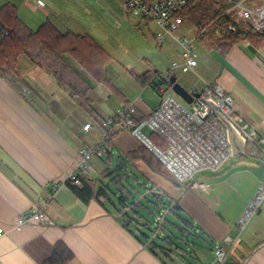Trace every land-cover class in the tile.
I'll use <instances>...</instances> for the list:
<instances>
[{
	"label": "crops",
	"instance_id": "obj_1",
	"mask_svg": "<svg viewBox=\"0 0 264 264\" xmlns=\"http://www.w3.org/2000/svg\"><path fill=\"white\" fill-rule=\"evenodd\" d=\"M44 1V6L35 2L32 8L27 0L21 4L17 1L18 15L34 29L49 20L62 31L88 33L110 51L98 35H105L106 30L111 32L105 22L111 25L112 19L119 17L113 10H118V0ZM251 2L264 4V0ZM137 19L140 25L142 22L148 28L153 26ZM241 23L248 25L244 21L237 24ZM157 31L156 26L155 31L151 30L157 46L163 50L167 43L168 48L178 51H175L174 59L181 60L174 40L167 38L166 43L158 42ZM197 43L200 55H206L209 65L215 60L223 64L222 70L215 68L212 81H218L234 96L238 111L264 134V40L246 39L223 53L208 49L201 40L195 45ZM69 58L91 85L85 101L61 84L30 53L18 55L13 80L0 72V227L7 232L0 235V264H45L58 241H63L74 253L66 264H181L180 261L193 264L184 255L175 262L161 260L136 236L132 223L124 225L119 211L121 206L115 204V200L107 203L106 197L99 196V199L86 202L66 183V174L79 156L80 147L96 142L103 119L121 102H134L138 117H145L159 105L160 95L155 96L148 86L155 89L151 80L155 74L160 76L163 70L147 56L143 57L147 66L143 71L141 68L136 71L128 61L124 67L136 80L132 85L139 83V87L133 85L135 89L132 90L130 86L109 82L107 75L104 81L97 80L75 59ZM110 59L111 53L106 62ZM200 64L199 56L196 71ZM107 70L106 64L104 73L107 74ZM140 84H143L141 92ZM22 87L29 90L27 96ZM101 99L105 101L101 102ZM86 123H91L89 129H84ZM141 146L130 131L116 130L107 143L110 154L101 157L107 160L109 167L116 160V170L127 169L132 166L127 155ZM135 163L149 181L158 176L182 186L167 171L161 174L142 159ZM226 163L216 172L198 175L200 180L209 183L208 191L195 189L189 182L182 186L183 192L179 196L171 197L162 190L163 193H157V199L164 201L162 197L165 196L169 199L167 204L161 202L165 207L172 204V207L181 208L190 219L189 228L209 237L207 245H200L199 254H192L201 264L211 260L214 247L220 243L228 251L225 264H264V204L241 233L237 227V218L263 177L264 167L249 149L238 155L227 170ZM93 165L87 176L96 180ZM99 178L98 186L101 185ZM230 189L241 196L238 201H233L232 209V202L223 201ZM34 205L44 208L45 219L17 227L15 223L20 213ZM226 236L234 237L236 241L226 243Z\"/></svg>",
	"mask_w": 264,
	"mask_h": 264
},
{
	"label": "built area",
	"instance_id": "obj_2",
	"mask_svg": "<svg viewBox=\"0 0 264 264\" xmlns=\"http://www.w3.org/2000/svg\"><path fill=\"white\" fill-rule=\"evenodd\" d=\"M120 1L128 13L158 28V42L163 43L167 38H173L180 48L181 60L173 61L165 70L164 76L155 74L152 78L151 83L160 95V103L151 113L137 119L135 103L123 101L103 119L101 133L96 142L91 146L80 147L79 156L66 174V183L81 186L83 178L91 169L90 160L94 156L105 154L111 134L116 130H128L153 154L176 182L182 185L191 182L193 188L208 191L209 183L200 180L198 175L207 171H218L233 157L227 130L216 116V111L234 124L244 139L245 149L249 146L250 154L258 156L260 164L264 167V134L238 111L232 94L218 81L204 80L202 88L194 85L188 89L191 94L200 93V96H194L192 102H188L173 89V69L179 68L183 72L199 75L196 71L198 57L195 43L208 33L215 21L195 24L196 32L193 34H178L177 31L185 21L181 11L189 0ZM213 1L219 5L222 14H232L235 23L244 21L255 31L264 29L263 3L251 0ZM38 5L44 6L45 1L38 0ZM230 27L234 29L233 25ZM215 33L219 38L225 35L219 27L215 28ZM8 34L9 28L0 21V44ZM16 83L21 87L18 80ZM22 89L27 96L29 90L25 87ZM205 99L214 103L211 111L208 110ZM90 125L91 123H86L84 129H89ZM145 128L150 130L149 134L144 131ZM151 135L157 136V141L153 140ZM263 200L264 175L237 218L240 233L252 217L260 212ZM45 217L44 208L34 205L20 213L15 225L19 227L33 220L43 221ZM5 233V229L0 227V235ZM224 241L230 244L234 243L236 238L226 236ZM227 259L228 251L220 243L214 247L213 257L207 264H225Z\"/></svg>",
	"mask_w": 264,
	"mask_h": 264
},
{
	"label": "trees",
	"instance_id": "obj_3",
	"mask_svg": "<svg viewBox=\"0 0 264 264\" xmlns=\"http://www.w3.org/2000/svg\"><path fill=\"white\" fill-rule=\"evenodd\" d=\"M208 2L209 4H207ZM181 13L184 16V20H189L194 24H207L210 21H215L214 24L210 26L208 33L201 39L208 49H215L223 53L246 39L257 42L264 40V33L262 31H255L253 28L243 23H235L231 13L222 14L219 5L215 2L212 3L210 0H189ZM0 21L9 28L8 36L0 44V72L6 77H9V79L13 80V78L16 77L14 69L18 55L22 52H26L35 56L40 64L50 71L61 84L78 95L82 101L88 99L87 93L91 85L82 71L71 62L69 56L75 59L94 78L100 81L105 80L104 65L109 59L110 54L90 34L62 31L49 20H46L39 27L34 29L20 18L16 5L11 2L0 7ZM230 25H233L234 29H231ZM216 27H219L225 32L222 38H219L215 33ZM136 118L140 119L142 117L136 115ZM247 149L250 150V147L247 146L246 150ZM105 154H110L108 148ZM127 157L134 169L139 170L135 160L142 159L153 170L163 174L162 164L144 145L135 152L129 153ZM169 176L173 178L170 174ZM126 177L127 175L125 174H118L115 177L118 185L122 178ZM173 180L175 179L173 178ZM71 187L76 194L86 202L94 198L99 199V196H104L114 201L108 186L102 184L98 186L97 181L92 177L85 176L81 186L71 185ZM121 187L122 186H120V188ZM153 188L154 187H152V189ZM155 194L159 196L157 193ZM118 199L119 201L114 203L122 205L119 210L120 216L124 225L128 226L133 221L131 213L137 212L136 208L134 209L133 207L136 203L126 201L125 197H119ZM175 208H177L176 205L173 206V209L169 210L168 206V208L165 207V211L168 212L169 210L172 212ZM158 213V216L160 218L162 217L161 222L154 223L152 221H147L143 224L148 227L147 229L150 232L140 230L139 227L133 231L140 240L150 247L158 258L163 261L168 259L175 262L177 258L179 259V257L176 256H180L178 251L181 248L175 243L173 238L174 233L172 229L165 224V221L181 228V230L185 229L191 232L192 230L189 228L190 219L181 217L185 226L188 227L187 229L179 226L177 223L167 218L166 215H164L165 217L162 216L159 210ZM73 257V251L63 241H58L54 245L52 254L44 263L66 264Z\"/></svg>",
	"mask_w": 264,
	"mask_h": 264
},
{
	"label": "rangeland",
	"instance_id": "obj_4",
	"mask_svg": "<svg viewBox=\"0 0 264 264\" xmlns=\"http://www.w3.org/2000/svg\"><path fill=\"white\" fill-rule=\"evenodd\" d=\"M17 1L19 4H21V1L23 0H0V7L8 2L14 3L17 5ZM29 1V4L32 8L34 6V3L38 0H27ZM119 1V7L118 10L116 8H113V10L118 14L119 17H116L115 19H112V24L108 25V22H105V26L109 28L108 31H105V35L100 33L98 35L100 40L106 44V47L110 50L108 53H111V59L106 62L108 65L107 75L109 82H116L120 86H130L132 90L135 89L134 86L139 87V83L136 82V84H133L134 77L130 70L126 69L124 65L131 61L134 69L136 71L144 70L146 66V63L143 59V57L147 56L148 58L153 59L155 61L157 68L159 70H163L161 73V76H164L165 69L167 67H170L173 61H177L174 59V55H176L178 52L176 49L171 50L168 48L166 41V47L161 50L157 46V42L154 39L153 34L151 33V30L155 31V26H150L148 28L147 25L141 22V25L137 23V18H134L130 13H128L124 8L123 5ZM212 3L213 0H210ZM209 4V2L207 3ZM105 9V13H106ZM119 22V23H118ZM114 25V26H112ZM112 26V27H110ZM196 32V25L189 20H185L184 23L181 25L179 30L177 31L178 34L183 33H190L193 34ZM103 35V36H102ZM102 36V37H101ZM108 36L110 38H108ZM108 38V39H107ZM173 39V38H169ZM104 40V41H103ZM174 40V39H173ZM175 45L177 46V49L179 50V46L174 40ZM195 50L198 52V57L201 58V64L199 67H197V72L199 75H196L192 72H183L181 69L176 68L173 69V74L176 75L177 80L184 85L187 89H191L194 85H197L199 88L203 87V79L205 80H214L213 73L215 71V68L219 67L220 70L223 69V64L220 60L216 61L213 65H209L208 58L205 54L200 55V48L199 44L197 43L195 45ZM176 51V52H175ZM180 51V50H179ZM71 57V56H70ZM109 63V64H108ZM143 63V64H142ZM105 64V65H106ZM202 78H201V77ZM159 78V77H158ZM213 78V79H211ZM145 84V83H143ZM143 84H140V90L143 91ZM147 88V87H146ZM149 90L154 93L155 96H159L156 89H154L152 86H148ZM233 96V95H232ZM234 98V96H233ZM235 99V98H234ZM104 99H101V102H104ZM144 131L149 134L150 130L148 128H145ZM153 140L157 141V136L151 135ZM237 156H233L230 158V161L228 160L225 164L226 170L228 167L231 166L232 161H236ZM91 166L93 165L94 169V175L97 178L100 177V182L102 185L108 186V189L110 191L111 196L113 199L117 202L119 201V197H125L126 201L134 202L136 203L133 207L136 208L137 212H132L131 216H133L132 225L134 229H137V227L140 228V230H145L150 232L143 224L147 221H152L154 223L161 222L162 217L160 218L158 215V210L162 214V216L166 215L167 218L172 220L173 222L177 223L179 226L185 227L188 229L187 226H185L183 218H188L186 216V213L181 208H175V212L171 211H165L164 207L165 204L161 203L166 201V204L169 203V199H164V201L157 199L156 193H163L162 190H165L171 197L179 196V194H182L183 189L182 186L179 184L171 183L169 180L165 178H158V176H154L155 179L153 181H149L146 179L144 174L138 169H134L133 166H128L127 169L125 168H118L119 170H116L117 161L114 160L112 165L109 167L108 162L105 158H102L101 156H94L90 160ZM133 170V171H131ZM128 171L129 173H127ZM163 173H166L165 170L162 167ZM103 174V175H102ZM118 174H125L127 175L126 178H122L121 182L118 185V182L116 181L115 177ZM140 179L142 183L138 180ZM119 181V180H118ZM148 181V186H146L145 182ZM124 187V188H123ZM152 187H154L152 189ZM152 190V191H151ZM241 198L240 195H236L233 190L230 189L229 193L226 194V196L223 197V201H227L229 204H231V209L233 208V201H238ZM264 202V200H263ZM262 202V204H264ZM107 203L109 202V199H107ZM261 204V207H262ZM120 206H122L120 204ZM169 208H173L172 204L169 205ZM261 211V210H260ZM259 214V213H258ZM256 214V215H258ZM255 215V216H256ZM165 217V216H164ZM254 217V216H253ZM252 217V218H253ZM165 224L170 227L174 233L173 238L175 240V243L180 246L181 253L179 259L182 255L186 256V259L188 262H191L193 264H201V261L198 259L197 256H193L192 254L198 253L200 251V245L205 246L207 245V242L210 241L209 237L206 234L199 233L196 229L194 231L189 230H181V228L176 227L173 224H170L165 221ZM192 230V229H191ZM209 253V252H208ZM207 257V256H206ZM205 257V258H206ZM202 259L203 256H202ZM212 259V258H211ZM205 260V259H204ZM211 261V260H210ZM209 262V261H208ZM182 264L183 262L180 261Z\"/></svg>",
	"mask_w": 264,
	"mask_h": 264
},
{
	"label": "water",
	"instance_id": "obj_5",
	"mask_svg": "<svg viewBox=\"0 0 264 264\" xmlns=\"http://www.w3.org/2000/svg\"><path fill=\"white\" fill-rule=\"evenodd\" d=\"M262 32L264 33V29L262 30ZM171 80L173 82V89L188 102H192L194 96H200V93L191 94L189 90L177 80L175 74L171 76ZM205 102L208 104V110L211 111L214 108V103L208 99H205ZM215 114L224 124L227 130V135L232 148L233 156L240 155L244 152L245 149V142L243 137L238 132L234 124L225 115H223L219 111H216Z\"/></svg>",
	"mask_w": 264,
	"mask_h": 264
}]
</instances>
